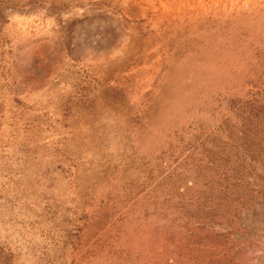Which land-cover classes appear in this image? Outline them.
Masks as SVG:
<instances>
[{
  "label": "rangeland",
  "instance_id": "rangeland-1",
  "mask_svg": "<svg viewBox=\"0 0 264 264\" xmlns=\"http://www.w3.org/2000/svg\"><path fill=\"white\" fill-rule=\"evenodd\" d=\"M0 264H264V0H0Z\"/></svg>",
  "mask_w": 264,
  "mask_h": 264
}]
</instances>
